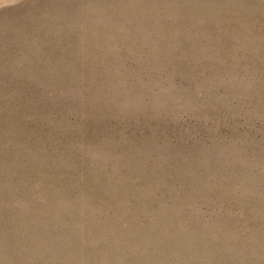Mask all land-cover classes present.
<instances>
[{
	"label": "rangeland",
	"instance_id": "374dc122",
	"mask_svg": "<svg viewBox=\"0 0 264 264\" xmlns=\"http://www.w3.org/2000/svg\"><path fill=\"white\" fill-rule=\"evenodd\" d=\"M0 264H264V0H0Z\"/></svg>",
	"mask_w": 264,
	"mask_h": 264
}]
</instances>
